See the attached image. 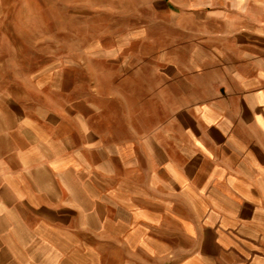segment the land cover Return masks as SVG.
Instances as JSON below:
<instances>
[{
	"label": "crops",
	"instance_id": "1",
	"mask_svg": "<svg viewBox=\"0 0 264 264\" xmlns=\"http://www.w3.org/2000/svg\"><path fill=\"white\" fill-rule=\"evenodd\" d=\"M137 4L113 52L159 77L105 98L152 129L69 130L0 74V264H264V0Z\"/></svg>",
	"mask_w": 264,
	"mask_h": 264
},
{
	"label": "rangeland",
	"instance_id": "2",
	"mask_svg": "<svg viewBox=\"0 0 264 264\" xmlns=\"http://www.w3.org/2000/svg\"><path fill=\"white\" fill-rule=\"evenodd\" d=\"M138 1L0 0L2 80L16 81L19 92L33 98V109L63 114L69 130H100L109 120L115 136L128 126L152 129L153 103L105 98L122 88L117 79L143 76L152 83L159 77L150 66L141 69L142 54L113 52L121 42L114 36L131 24Z\"/></svg>",
	"mask_w": 264,
	"mask_h": 264
}]
</instances>
